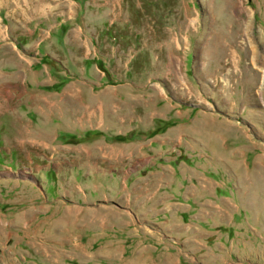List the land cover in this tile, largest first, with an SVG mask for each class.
I'll list each match as a JSON object with an SVG mask.
<instances>
[{
	"label": "rangeland",
	"instance_id": "obj_1",
	"mask_svg": "<svg viewBox=\"0 0 264 264\" xmlns=\"http://www.w3.org/2000/svg\"><path fill=\"white\" fill-rule=\"evenodd\" d=\"M24 4L21 22L38 6L44 36L66 35L46 46L58 76L85 85L62 131L40 115L24 134L20 105L0 132V264H95L122 247L118 264H264V0ZM13 46L0 81L38 64L27 82L40 108L55 101L44 57Z\"/></svg>",
	"mask_w": 264,
	"mask_h": 264
},
{
	"label": "crops",
	"instance_id": "obj_2",
	"mask_svg": "<svg viewBox=\"0 0 264 264\" xmlns=\"http://www.w3.org/2000/svg\"><path fill=\"white\" fill-rule=\"evenodd\" d=\"M25 6V4L22 5V0H0V41L2 40L0 43V47L13 43L15 44V46H13L14 49L17 48L18 52L24 53L28 57L36 56L37 59L44 57V59H41L40 67L48 66L50 68V77L51 75H53L55 78L61 81L57 82L56 84H51L53 85L51 86V89L60 84L63 85L57 91L49 90L47 97L51 96L55 99V101H52L50 104L45 103L43 105L45 108H40V100L34 89L35 86H33L32 83L28 84L27 82V77L30 75V73L36 71V69L38 68V64L28 70V74L26 75V77L23 79L21 78L20 81L11 82L10 80L1 79L0 83L2 84V86L0 87V90H2L5 95L0 98V132L9 133L12 129L17 131L18 119L20 118L17 116L16 111H18L17 108L20 105L22 110H24L22 111V113L26 114V121L24 122V127L22 128L24 134H33V132L35 131L33 126L38 125V117L40 115H44L48 120L52 121V123L54 124L52 130L58 129V131H62L64 129V115L66 114V112L64 111V109H60V107H70L71 101L73 99L69 97L72 93L70 92L71 89L75 87V84L79 83V87H81L83 90L85 84L77 79L71 81V79L65 75V77L62 78L58 76V70L55 69V64L50 60V58H48L46 46L53 40H57V43L62 46L64 37L66 35L61 32L63 30L60 29L57 34L54 31H49L44 36V31L46 30L43 29L44 24H36L39 17L42 15V13H44V9H39L38 6L34 8V14L26 17L24 21L21 22L20 17L29 9L24 8ZM42 19L43 21H47L49 18L47 16H43ZM4 22L7 23L4 24ZM20 59L25 62L23 57H20ZM76 90L77 88H74L73 93L76 94ZM14 92H16V95L13 94ZM2 98H5L4 102L2 101ZM14 98H16L15 102L13 101ZM81 100L82 96L79 98L80 106ZM51 106L57 107L58 110L56 111L50 108ZM56 138L57 136H53L51 142L57 141ZM43 139L44 138H42L41 141ZM19 148L21 147L19 146ZM39 160L44 159L39 158ZM41 165L43 166L38 167L41 172H44L45 174L54 172L57 174L55 170V163L52 162L50 158H46V161ZM116 171L118 170L112 169L110 171H106V175L110 177L112 175L115 176ZM127 178L128 175L125 176V179ZM79 211L81 212L82 210L80 209ZM80 240L82 241V238H80ZM79 247L83 248L84 246ZM123 250L124 247H122V250L118 253H113L101 259H96L94 263L118 264V260L123 261ZM64 261H76V257H68L65 258ZM90 264H92V262H90ZM121 264H123V262ZM177 264H179V262H177Z\"/></svg>",
	"mask_w": 264,
	"mask_h": 264
},
{
	"label": "trees",
	"instance_id": "obj_3",
	"mask_svg": "<svg viewBox=\"0 0 264 264\" xmlns=\"http://www.w3.org/2000/svg\"><path fill=\"white\" fill-rule=\"evenodd\" d=\"M62 85L63 84H60V85H58V86H56V87H54V88H49V90H55V91H57L60 87H62Z\"/></svg>",
	"mask_w": 264,
	"mask_h": 264
},
{
	"label": "bare ground",
	"instance_id": "obj_4",
	"mask_svg": "<svg viewBox=\"0 0 264 264\" xmlns=\"http://www.w3.org/2000/svg\"><path fill=\"white\" fill-rule=\"evenodd\" d=\"M61 23H59V26H60ZM131 172V171H130ZM4 211V210H3ZM3 218H4V214H3Z\"/></svg>",
	"mask_w": 264,
	"mask_h": 264
}]
</instances>
